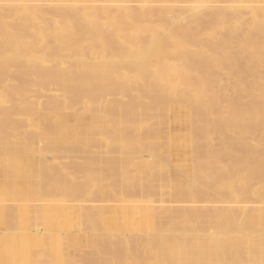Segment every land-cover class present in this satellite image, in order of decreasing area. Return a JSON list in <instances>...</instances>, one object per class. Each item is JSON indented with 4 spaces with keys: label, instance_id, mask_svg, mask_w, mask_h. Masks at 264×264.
Segmentation results:
<instances>
[{
    "label": "bare ground",
    "instance_id": "obj_1",
    "mask_svg": "<svg viewBox=\"0 0 264 264\" xmlns=\"http://www.w3.org/2000/svg\"><path fill=\"white\" fill-rule=\"evenodd\" d=\"M0 175V201L63 200L0 202V264H154L171 245L137 219L239 196L208 248L264 264V0H0ZM86 194L124 204L67 203Z\"/></svg>",
    "mask_w": 264,
    "mask_h": 264
},
{
    "label": "rangeland",
    "instance_id": "obj_2",
    "mask_svg": "<svg viewBox=\"0 0 264 264\" xmlns=\"http://www.w3.org/2000/svg\"><path fill=\"white\" fill-rule=\"evenodd\" d=\"M164 123L166 126H164V125H161V123ZM162 122H160V127H162V126H164V127H162V128H166L165 130L166 131H169V130H171V131H173V133H175V134H178V133H181V129H179L180 127L177 125V124H171V125H169L168 123H167V120L165 119V120H163ZM167 124H166V123ZM162 123V124H163ZM168 126V127H167ZM172 127V128H171ZM179 129V131H176L177 129ZM182 133H185V131H183ZM165 141V140H164ZM163 141V142H164ZM10 142V141H9ZM11 144H14V140H11V142H10ZM40 144H42V142L41 143H39V145ZM38 145V144H37ZM38 145V146H39ZM97 150V149H96ZM166 150H167V148H166ZM165 150V151H166ZM169 150V149H168ZM166 151V153H164V152H162L161 154H155V155H157L158 157H159V159H156L155 160V158L154 159H152L151 161L152 162H156V163H160L162 166H163V164H164V161L166 162L165 164H166V166H164V168H168V170H171L172 172H176V173H178V169H177V167H178V163H176L177 162V160H176V155H175V153L174 152H172V151ZM95 151V150H94ZM98 151H99V149H98ZM93 152V151H92ZM170 152V153H169ZM172 152V153H171ZM37 153V152H36ZM148 153H150V151H144L143 152V154H146V155H144L145 156V158L147 159L149 156V154ZM169 153V154H168ZM47 154V159H46V162H48L47 160H50L47 164H51L52 163V161L53 160H51V159H53L52 158V156L50 155V153H46ZM151 154V153H150ZM168 154V155H167ZM33 157L37 160V158H38V155H39V158H38V160L40 161L41 159H42V157L43 156H41L40 157V153H37V154H35V153H33ZM51 156V157H50ZM164 156V158H162ZM174 156V157H173ZM51 158V159H50ZM80 158V157H79ZM78 157L76 158L77 160L79 159ZM150 157L147 159V160H149L150 161ZM162 159L164 160V161H162ZM63 160H66L65 158L63 159ZM157 160H160V162L158 161L157 162ZM46 162H45V164H46ZM163 162V163H162ZM168 162V163H167ZM174 163V164H173ZM174 169H176V170H174ZM4 178H3V177ZM189 176V177H188ZM188 176H185V179L186 178H189V179H187L186 181H192L193 182V180H192V176L191 175H188ZM191 176V177H190ZM2 177V178H1ZM6 179H7V177L6 176H4V175H0V182L2 183V182H6ZM190 181V182H191ZM155 184V183H154ZM157 184L158 185H160L159 184V181H158V183L156 182V186H157ZM158 187V186H157ZM156 187V188H157ZM167 188L165 189V188H163L164 189V191H160V192H163V193H165V194H163V193H160L159 191H158V188H157V193H155V194H153L152 196H148L147 198L149 199V200H145V201H142V199H141V201H138V202H140L142 205H145V203H147V204H150L148 201H150V200H152L153 202H154V205H158V208L160 207V209L161 208H166V207H168L169 206V203L167 202V201H170V199L172 198V196H169V195H172L171 193V191L172 190H170V188L168 187V186H166ZM161 188V189H160ZM168 188H169V190H168ZM159 189L160 190H162V187H161V185H160V187H159ZM168 191H170L169 192V194H168ZM157 194V195H156ZM168 194V195H167ZM86 196H87V194H86ZM107 196H109V195H107ZM107 196H105V198L103 197V196H98V198H97V200H98V202H96V199H93L92 198V196H91V198L92 199H90V197H89V195L87 196V197H85V196H83V197H85V198H83V197H81V199H85L84 201L83 200H81L80 198H78V200L76 201H74V200H72V201H68L67 203H71V204H79L80 202H81V204H83V205H85V203H86V205H88V206H90L91 204L92 205H96V203H97V205H100V206H107V207H111V206H119V205H122V204H124V202H122V201H119V198L118 197H115V196H109V198L107 197ZM54 197H57V199L55 200V198ZM94 197V196H93ZM155 197V198H154ZM163 199H162V198ZM241 197H243V195H241ZM253 197V196H252ZM251 196H250V198H247V197H243V199H245V198H247L248 200H247V202L249 203L250 201H252V198ZM52 198H54V199H52ZM63 198V197H62ZM86 198H87V200H86ZM89 198V199H88ZM94 198H96V197H94ZM102 198H104V201H106V202H104V201H102L103 199ZM100 199H102L101 201H100ZM110 199H113V200H111V202H110ZM215 199V200H214ZM222 199V198H221ZM221 199H217L216 197L215 198H213L212 200H214V203L212 202V200L211 201H209L208 203H206L207 204V206H206V204H205V207H207L206 209H208L209 210V207L211 208H213L211 211H210V213H208V212H205V213H198V212H195V213H188L187 215H185L184 216V219L182 218L183 217V215L182 214H178V215H176L174 218H172L171 219V217H167V216H163V217H161V219L160 220H163V221H159V219L158 218H150L151 220H149V218H139V219H137V224H138V234H140L141 236H144V237H146L148 234L150 235H148L149 237H147L148 239H153V238H155V240L156 241H158V242H163L166 246H169V245H171L170 246V248H167L166 249V251H164L163 253V257L162 258H164V259H161V260H159L157 263L155 262V261H153L154 262V264L156 263V264H158V263H160V264H183V263H187V264H206V263H210L211 262V264H222L221 262H225L224 264H226V262L228 263V264H232L233 262V264H253L254 262L256 263V264H258L256 261H255V259L254 258H252V259H246V258H244V257H246L247 255H245V253L243 252H241V253H239V254H241L240 256H244L242 259H240V261H239V259L237 260V258H236V260H237V262H236V260L235 259H231L230 261L229 260H227V259H224L225 258V256L223 255L224 253L223 252H220V253H218V254H213L211 251H210V249L208 248V246H209V242H210V240L211 239H216L217 237H218V233L219 232H221V231H223V229H225L224 227L225 226H223V225H225L227 222L225 221L226 220V218L224 219V218H222L221 219V215H220V211L219 210H221V208L223 207H225V205H229L230 206V209H233V208H238V209H234L235 211H239V212H241V209H240V207L242 206V208H244L243 207V204L245 205L247 202H246V200H245V202H244V200L242 199V198H240V196L239 197H237V198H235V199H228L229 201H228V203H222V202H220L221 201ZM44 200V201H43ZM47 202H46V201ZM51 200H53V202L51 201ZM60 200V201H59ZM91 200V201H90ZM109 201V203H108V201ZM115 200V201H114ZM157 202H156V201ZM216 200H220L219 202L218 201H216ZM231 200H233V201H231ZM240 200V201H239ZM41 201V202H40ZM88 201H90V202H88ZM114 201V202H113ZM2 204H4L5 203V205H6V207L9 209V212H11V210H12V213H15V209L13 208V207H15L16 206V204H21V203H29V204H32L33 206H34V204L35 205H46V204H50V203H52V204H58V203H62L63 202V200H61V196L59 195H57V196H53V197H46L45 199L43 198H41L40 200H32V201H25V200H18V201H16V200H12V199H6V200H4V201H0ZM95 202V203H94ZM144 202V203H143ZM167 202V203H166ZM210 202H212V203H210ZM215 202H217V203H215ZM11 206V204H13L12 206H11V208H9V205ZM38 203V204H37ZM237 203V204H236ZM80 204V205H81ZM102 204V205H101ZM165 204L166 205H168V206H165ZM184 204H186L187 206H182V205H179V209H181L182 207H190V208H193V207H201L202 206V204L200 205V204H194V203H184ZM213 204V205H212ZM215 204V205H214ZM225 204V205H224ZM212 205V206H211ZM224 205V206H223ZM165 206V207H164ZM181 206V207H180ZM220 206V207H219ZM229 206H226L228 209H229ZM246 206V205H245ZM225 207V208H226ZM249 209V207L248 206H246L245 207V210H247V209ZM14 209V210H13ZM183 209V208H182ZM218 212H219V214H218ZM246 212H248V210L246 211ZM245 212V213H246ZM245 213L243 212L239 217H238V219H237V223H240V224H242V225H246L249 221V219H247V218H249V215H248V213H246V215H245ZM213 214V215H212ZM217 214V215H216ZM182 215V216H181ZM178 216V217H177ZM181 216V217H180ZM208 216L210 217V218H208ZM223 217V216H222ZM180 218H182V219H180ZM213 218V219H212ZM240 218V219H239ZM244 218V219H243ZM246 218V219H245ZM146 219H148L147 221H146ZM176 220V221H174V220ZM214 219H216V220H214ZM154 220H156V222L154 221ZM170 221V222H174V224H172V226H171V224H170V222L169 223H167L166 221ZM220 220H222V221H220ZM243 220V221H242ZM153 221V222H152ZM165 221V222H164ZM186 221V222H185ZM247 221V222H246ZM151 222V223H150ZM155 222V223H154ZM183 222L185 223V225L187 224V226H184V225H182L183 224ZM223 222H224V224H223ZM161 225H160V224ZM178 224V225H177ZM211 224V225H210ZM221 226H220V225ZM223 224V225H222ZM160 225V226H159ZM163 225V226H162ZM173 225H175V226H173ZM194 225V226H193ZM151 226V227H150ZM156 226V227H155ZM157 226H159V227H157ZM164 227V226H166V227H164V228H162V227ZM169 226V227H168ZM170 226L173 228L172 230H171V228H170ZM194 228H193V227ZM209 226V227H208ZM145 227V228H144ZM148 227V228H147ZM170 228V230L168 229V228ZM212 227V228H211ZM217 227V228H216ZM221 227H223V229L221 230L220 228ZM144 228V229H143ZM146 228L148 229V230H146ZM150 228H151V230H152V232H150ZM157 228V229H156ZM136 229V230H137ZM160 229V230H159ZM168 229V230H167ZM198 229V230H197ZM216 229V230H215ZM157 231L158 232V234H159V236H158V234H152L153 233V231ZM178 230V231H177ZM215 230V231H214ZM227 230V229H226ZM251 230V229H250ZM163 231V232H162ZM168 231V232H167ZM175 231V232H174ZM219 231V232H218ZM147 232V233H146ZM160 232V233H159ZM173 234H172V233ZM176 232H178L177 234H175ZM186 232H188V233H186ZM197 232H199V233H197ZM213 232V233H212ZM188 234L189 236H187L186 234ZM211 233V234H210ZM214 233H217V234H215L214 235ZM185 234V235H184ZM195 234V235H194ZM210 234V235H209ZM214 235V237H212L213 235ZM146 235V236H145ZM152 235H153V237H152ZM175 235V236H174ZM193 235V236H192ZM204 235V236H203ZM209 235V236H208ZM156 236V237H155ZM183 236V237H182ZM211 236V237H210ZM157 237H159V238H157ZM161 237V238H160ZM174 237L177 239H174ZM178 237V238H177ZM184 237H186L185 239H183ZM198 237V238H197ZM200 237H201V240H199L200 239ZM173 238V239H172ZM189 238V239H188ZM195 238V239H194ZM187 239V240H186ZM193 239V240H192ZM196 239H198V240H196ZM175 242H174V241ZM184 240H186V241H184ZM192 240V241H191ZM207 240V241H206ZM178 241V242H177ZM190 241V242H189ZM197 241V242H196ZM172 242V243H171ZM178 243L179 244V246H181V245H183V246H181V248L180 247H178V251L177 250H175L176 248H177V246L173 249V247L175 246V243ZM182 242V243H181ZM177 243H176V245H177ZM195 243V244H194ZM203 243V244H202ZM190 246H189V245ZM197 244H199V245H197ZM188 245V246H187ZM192 245V246H191ZM197 245V246H196ZM202 245V246H201ZM185 246H187V248L185 247ZM195 246V247H194ZM198 246H199V248H198ZM205 246V247H204ZM183 247V248H182ZM185 247V248H184ZM191 247V248H190ZM197 247V248H196ZM189 248V249H188ZM195 248H196V250H195ZM184 249V250H183ZM191 249V250H190ZM199 249V250H198ZM169 250L171 251L170 252V262H169ZM174 250V251H173ZM183 250V251H182ZM187 250V251H186ZM190 250V251H189ZM197 250L199 251V252H197ZM201 250V251H200ZM205 250V252H203ZM175 251H176V254H175ZM180 251V252H179ZM165 252H166V255H165ZM179 252V253H178ZM184 254H183V253ZM201 252V253H200ZM173 253V254H172ZM182 253V254H181ZM187 253H189L188 255H187ZM197 254L198 256L197 257H194V254ZM200 253V254H199ZM208 253V254H207ZM209 253H210V255H209ZM223 253V254H222ZM196 254H195V256H196ZM212 254V255H211ZM221 254V255H220ZM243 254V255H242ZM181 255V257H179ZM191 255H193V256H191ZM209 255V256H208ZM223 255V256H222ZM167 256V257H166ZM174 256V257H173ZM176 256L177 257H179V259L178 258H176ZM188 256V257H187ZM218 256V257H217ZM172 257V258H171ZM182 257H184V258H182ZM211 257V258H210ZM220 257V258H219ZM222 257V258H221ZM178 259V261L176 260V259ZM203 258H204V260H203ZM205 258H206V260H205ZM215 258V259H214ZM171 259H173V260H171ZM189 259H190V261H189ZM196 259V260H195ZM198 259V260H197ZM200 259H202V262L200 261L199 263H198V261L200 260ZM207 259H208V261H207ZM244 259H246L248 262L247 263H245L246 262V260L243 262L242 260H244ZM168 260V261H167ZM192 260L195 262H192ZM213 260V261H212ZM220 260H223V261H220ZM235 260V261H234ZM253 262H252V261ZM160 261H162V262H160ZM175 261V262H174ZM184 261V262H183ZM197 261V262H196ZM216 261V262H215ZM242 261V262H241ZM177 262V263H176ZM183 262V263H182ZM204 262V263H203ZM206 262V263H205ZM250 262H252V263H250Z\"/></svg>",
    "mask_w": 264,
    "mask_h": 264
}]
</instances>
